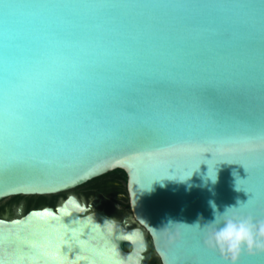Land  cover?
<instances>
[{
    "label": "water",
    "instance_id": "water-1",
    "mask_svg": "<svg viewBox=\"0 0 264 264\" xmlns=\"http://www.w3.org/2000/svg\"><path fill=\"white\" fill-rule=\"evenodd\" d=\"M104 2L256 7L57 13V23L78 34V42L53 39L22 12L21 54L14 65L20 86L11 93L3 79L7 25L0 7V201L61 193L123 170L131 216L144 236L140 264L149 242L157 264H228L187 224L212 220L210 202L220 212L248 202L247 210L264 216L261 0ZM10 97L15 118L3 111ZM238 159L250 168L249 177L242 164L232 163ZM67 201L27 211L19 203L12 216L0 214V264H57L51 252L62 223L88 216L93 224L80 239L93 249L95 264H110L114 238L103 228L109 216L86 208L63 216L58 209ZM123 242L120 252L127 257L132 250L124 251ZM60 250L67 259L79 251L66 245ZM235 264H264V253L242 252Z\"/></svg>",
    "mask_w": 264,
    "mask_h": 264
},
{
    "label": "clouds",
    "instance_id": "clouds-1",
    "mask_svg": "<svg viewBox=\"0 0 264 264\" xmlns=\"http://www.w3.org/2000/svg\"><path fill=\"white\" fill-rule=\"evenodd\" d=\"M237 189L240 188L237 187ZM210 203L214 217L212 220L202 224L203 218L200 217L193 224L185 223L201 233L202 244L207 249L218 253L228 264H235L242 252L264 253V216L257 217L252 211L247 210L244 206L248 202L239 206H225L223 212L217 209L214 202ZM84 210L74 197L69 198L66 206L58 209L63 216H72L73 211L83 212ZM143 222L145 221L142 220ZM92 224V216L84 220L75 219L62 223L64 236L62 245H66L70 251L73 246L79 249L74 258L66 259L65 264H95L90 255L93 249L87 241L80 239L85 229L90 228ZM131 225L132 222L128 217L122 220L115 217L104 218L103 228L109 237L114 238L109 241L110 264H140L142 259L140 253L145 249L144 236L139 227L133 228ZM95 226L100 227L99 224ZM119 241H125L131 246V254L127 257L121 255Z\"/></svg>",
    "mask_w": 264,
    "mask_h": 264
},
{
    "label": "snow or ice",
    "instance_id": "snow-or-ice-1",
    "mask_svg": "<svg viewBox=\"0 0 264 264\" xmlns=\"http://www.w3.org/2000/svg\"><path fill=\"white\" fill-rule=\"evenodd\" d=\"M0 7L4 10V16L6 21L5 29V46L3 49L2 59L6 65L4 74V81L8 91L11 93L17 87L20 86V75L15 70L14 65L19 61L21 54V46L18 41L21 39L20 31L18 30L19 16L22 12H26L33 20H39L42 24L43 30L46 31L53 39L57 41H64L68 37H72L73 40L78 42V34L65 31L57 23V13L69 10H100V9H115L121 7H142V8H201V9H213V10H251L256 7L250 3H205V4H183V3H171V4H131L122 5L115 3H107L104 0H0ZM262 13H264V0H261L259 5ZM65 55H70V51H66ZM3 111L11 118H15L17 115V105L9 98V103L4 107ZM131 114H135V109L130 108L128 110ZM207 153V152H205ZM211 153V152H210ZM242 164L245 170L250 175V168L246 166L240 159L232 162ZM252 194L250 198L255 199V195ZM47 212V210H45ZM51 215V213H48ZM64 236L57 237L58 243L53 247L51 255L55 258L57 264H64L67 257L61 254L60 245L63 244ZM70 251V249H69Z\"/></svg>",
    "mask_w": 264,
    "mask_h": 264
},
{
    "label": "flooded vegetation",
    "instance_id": "flooded-vegetation-1",
    "mask_svg": "<svg viewBox=\"0 0 264 264\" xmlns=\"http://www.w3.org/2000/svg\"><path fill=\"white\" fill-rule=\"evenodd\" d=\"M124 180L125 189L123 188ZM126 182L127 176L125 172L123 170H116V172H110L61 193L43 196H22L26 200L23 202V210L27 211L31 208L43 206L55 208L57 205L69 200V198L74 197L79 204L86 208L87 213L100 212L109 217H115L118 220L128 217L132 222L131 226L136 228L139 227V224L131 216ZM146 236L148 241H150L149 236ZM122 245L124 251L129 252L131 250V246L127 242L124 241ZM157 263H159V258L149 242L143 264Z\"/></svg>",
    "mask_w": 264,
    "mask_h": 264
},
{
    "label": "rangeland",
    "instance_id": "rangeland-1",
    "mask_svg": "<svg viewBox=\"0 0 264 264\" xmlns=\"http://www.w3.org/2000/svg\"><path fill=\"white\" fill-rule=\"evenodd\" d=\"M112 172H116L112 171ZM123 188L125 189V180L123 181ZM15 198H8V199H4L2 201H0V214L1 215H8V216H12V214L15 211L16 206L19 203L25 202L26 200L23 197H16Z\"/></svg>",
    "mask_w": 264,
    "mask_h": 264
}]
</instances>
